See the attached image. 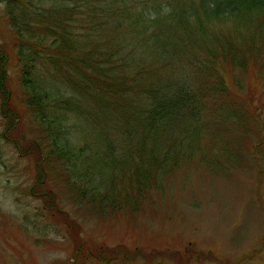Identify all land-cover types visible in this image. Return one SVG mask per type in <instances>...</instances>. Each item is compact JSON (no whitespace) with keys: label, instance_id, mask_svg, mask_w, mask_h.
I'll return each mask as SVG.
<instances>
[{"label":"trees","instance_id":"trees-1","mask_svg":"<svg viewBox=\"0 0 264 264\" xmlns=\"http://www.w3.org/2000/svg\"><path fill=\"white\" fill-rule=\"evenodd\" d=\"M0 2L15 28V49H0L1 136L22 157L35 154L28 194L42 205L34 214L67 228L78 252L81 223L62 204L59 183L73 201L98 193L114 200L100 186L114 159L126 157L140 171L134 194L142 202L183 156L204 155L220 116L246 132L264 130V60L257 72L252 66L264 59V0ZM20 100L38 130L26 146L9 134L22 119ZM252 150H264V138Z\"/></svg>","mask_w":264,"mask_h":264},{"label":"rangeland","instance_id":"rangeland-1","mask_svg":"<svg viewBox=\"0 0 264 264\" xmlns=\"http://www.w3.org/2000/svg\"><path fill=\"white\" fill-rule=\"evenodd\" d=\"M4 46L15 49V28L0 2V49ZM262 60L252 65L256 72ZM7 62L15 87L17 55L9 54ZM17 91L15 102L23 99L22 89ZM18 103L22 119L10 133L26 146L38 130L26 105ZM219 118L212 142L201 145L204 155L183 156L142 202L134 194V185L142 183L140 171L126 157L114 159L105 187L100 186L108 187L114 200L98 193L92 200L73 201L68 185L59 183L62 204L81 223L78 243L85 247L78 252L70 231L34 214L42 205L28 194L35 154L22 157L1 137L7 120L0 114V264H264V150H252L264 130L246 132L232 116ZM229 153L235 160L225 158ZM202 157L212 158L213 167Z\"/></svg>","mask_w":264,"mask_h":264}]
</instances>
